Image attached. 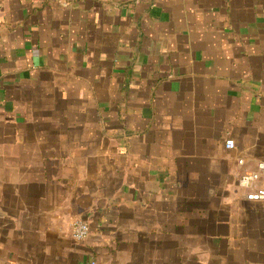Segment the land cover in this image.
I'll return each instance as SVG.
<instances>
[{"label":"crops","instance_id":"0c3cea01","mask_svg":"<svg viewBox=\"0 0 264 264\" xmlns=\"http://www.w3.org/2000/svg\"><path fill=\"white\" fill-rule=\"evenodd\" d=\"M262 160L264 0H0V264H264Z\"/></svg>","mask_w":264,"mask_h":264},{"label":"built area","instance_id":"2783aa9c","mask_svg":"<svg viewBox=\"0 0 264 264\" xmlns=\"http://www.w3.org/2000/svg\"><path fill=\"white\" fill-rule=\"evenodd\" d=\"M225 149L232 151L236 148V143L232 139L225 141ZM239 166L244 165V160L238 161ZM264 178V160L257 163L255 171H244L238 180V187L246 192V200L249 202L264 201V186L259 185ZM90 235V226L85 221H77L73 225L72 237L74 241L80 243L85 241Z\"/></svg>","mask_w":264,"mask_h":264}]
</instances>
